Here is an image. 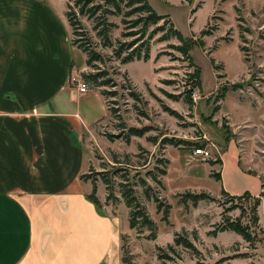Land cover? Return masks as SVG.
I'll return each instance as SVG.
<instances>
[{
	"label": "rangeland",
	"instance_id": "374dc122",
	"mask_svg": "<svg viewBox=\"0 0 264 264\" xmlns=\"http://www.w3.org/2000/svg\"><path fill=\"white\" fill-rule=\"evenodd\" d=\"M147 1L193 43V63L172 47L175 39L159 41L161 33L149 42L148 60L121 63L101 45L93 21L78 16L83 24L78 31L84 35L71 32V37L90 36L101 59L86 65L87 54L74 44L72 74L80 73L89 88L108 92V115L82 135V180L91 186L94 181L103 202L126 221L122 264H264V0ZM58 4L64 10V2ZM109 20L116 24L111 31L115 46L118 40H131L121 35L127 30L120 17ZM95 72H105L98 80L109 84L95 85L85 76ZM132 128L142 133L132 135ZM198 148L209 155L196 154ZM140 178L170 205L166 220L144 195ZM125 187L133 188L154 221V239L146 227H129V208L120 193ZM188 191L209 198L196 205L189 199L179 203ZM244 194L260 196L257 221L254 199ZM222 216L239 218L252 240L219 230ZM175 233L193 247L174 245Z\"/></svg>",
	"mask_w": 264,
	"mask_h": 264
},
{
	"label": "crops",
	"instance_id": "0c3cea01",
	"mask_svg": "<svg viewBox=\"0 0 264 264\" xmlns=\"http://www.w3.org/2000/svg\"><path fill=\"white\" fill-rule=\"evenodd\" d=\"M65 11V0H0V264H122L126 221L81 178L82 135L108 108L70 83Z\"/></svg>",
	"mask_w": 264,
	"mask_h": 264
},
{
	"label": "trees",
	"instance_id": "16d2710c",
	"mask_svg": "<svg viewBox=\"0 0 264 264\" xmlns=\"http://www.w3.org/2000/svg\"><path fill=\"white\" fill-rule=\"evenodd\" d=\"M73 1V2H72ZM66 11L65 16L71 27V32L73 35H84L78 31V28L83 24L79 19V15L85 16L87 19L93 21V29L96 31V36L100 39V43L103 47L111 48L112 56L118 59L121 63H128L133 60H148L150 46L149 42L155 37L157 33H161L157 37L159 41H166L169 39H175L177 44H172V47L175 48L181 55L193 63L192 57L189 53V48L193 45L187 38H184L180 31L176 29L172 21L166 15L158 14L152 6L148 3L147 0H65ZM77 7V8H75ZM111 16L120 17V21L124 25L126 32H122L121 35L132 37L131 40L126 42L117 41L118 45L115 46L111 37V31L116 27L115 22L109 20ZM161 22V24H160ZM153 26L151 30L149 27ZM146 36L145 40H142ZM142 40V41H141ZM141 41V42H139ZM139 42V43H138ZM71 44L77 45L79 49L84 51L87 54L86 65L93 66L95 61L101 59V55L95 49L92 48L90 36L86 38H72ZM195 66V77H199V69ZM105 72H95L88 73L85 76L95 85H108V79L98 80L99 77H103ZM103 96L108 94L107 91H101ZM132 95L137 98L138 96L135 92H132ZM132 135H140L142 131L138 129H131ZM151 173V172H150ZM165 170L160 172L161 175L165 174ZM217 180L221 178L220 174L213 173L211 174ZM86 177L85 174L81 175L83 179ZM151 178L157 183L160 184L161 181L157 178V175L152 174ZM102 182L105 184L106 190L108 189V181L105 177L101 178ZM140 183L144 186L143 192L147 199H152L155 203L157 212L162 211V219L166 220L170 205L164 204L158 196L152 193V189L147 185L145 179L140 178ZM224 191V190H223ZM97 186L94 181H92L91 191L87 195L88 199L93 201L95 204H99V200L96 195ZM121 196L124 199L125 205L129 208V227H146L151 232L150 238H155V223L152 218L149 216L146 208L141 202L137 199L133 188L125 187L121 190ZM263 194H261L262 196ZM241 197H248L254 199L253 203V214L255 220H258L257 208L260 204V196L250 197L248 194L240 195ZM239 196V197H240ZM112 195L107 192L106 200H110ZM209 198L208 194L205 192H186L182 195V198L179 200V203L186 204L189 199L193 205H196L198 201ZM219 230H231L239 234L246 241L250 242L251 236L244 226L241 225L240 219H232L230 217H223L221 219V225ZM174 245H183L185 247L192 248V243L188 238L181 236L179 233H175L173 240ZM173 244H169L168 248L173 250ZM158 250L161 248L158 246ZM125 262V258H121Z\"/></svg>",
	"mask_w": 264,
	"mask_h": 264
},
{
	"label": "built area",
	"instance_id": "2783aa9c",
	"mask_svg": "<svg viewBox=\"0 0 264 264\" xmlns=\"http://www.w3.org/2000/svg\"><path fill=\"white\" fill-rule=\"evenodd\" d=\"M70 82L77 88L79 92H87L89 90V85L87 81L81 76L80 73H75L70 76ZM196 154H200L203 157H207L209 155L208 151L202 148H198L195 150Z\"/></svg>",
	"mask_w": 264,
	"mask_h": 264
}]
</instances>
